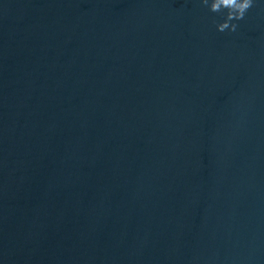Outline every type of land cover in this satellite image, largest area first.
Listing matches in <instances>:
<instances>
[{
  "label": "water",
  "instance_id": "95a60500",
  "mask_svg": "<svg viewBox=\"0 0 264 264\" xmlns=\"http://www.w3.org/2000/svg\"><path fill=\"white\" fill-rule=\"evenodd\" d=\"M0 0V264H264V0Z\"/></svg>",
  "mask_w": 264,
  "mask_h": 264
},
{
  "label": "clouds",
  "instance_id": "9594fccd",
  "mask_svg": "<svg viewBox=\"0 0 264 264\" xmlns=\"http://www.w3.org/2000/svg\"><path fill=\"white\" fill-rule=\"evenodd\" d=\"M200 3L212 12H218L222 9L226 10L224 19L216 23V30L223 32L227 29L229 32H234L237 29V24L235 22L229 23V21L243 18L246 10L252 5L253 0H200Z\"/></svg>",
  "mask_w": 264,
  "mask_h": 264
}]
</instances>
